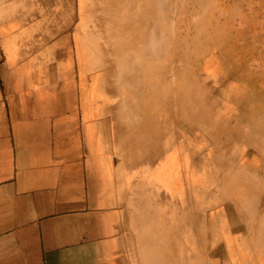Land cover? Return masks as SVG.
Instances as JSON below:
<instances>
[{
  "label": "bare ground",
  "instance_id": "bare-ground-1",
  "mask_svg": "<svg viewBox=\"0 0 264 264\" xmlns=\"http://www.w3.org/2000/svg\"><path fill=\"white\" fill-rule=\"evenodd\" d=\"M240 10V0H0V21H29L37 41L46 21L61 43L49 85L62 73L101 179L126 183L118 199L132 264H264V112L253 98L241 117L243 88L225 69ZM209 198L230 208L232 244L220 236L203 261L194 246L212 224Z\"/></svg>",
  "mask_w": 264,
  "mask_h": 264
},
{
  "label": "crops",
  "instance_id": "crops-1",
  "mask_svg": "<svg viewBox=\"0 0 264 264\" xmlns=\"http://www.w3.org/2000/svg\"><path fill=\"white\" fill-rule=\"evenodd\" d=\"M49 26L37 41L29 21H0V264H132L118 199L126 183L101 179L62 73L49 85Z\"/></svg>",
  "mask_w": 264,
  "mask_h": 264
},
{
  "label": "rangeland",
  "instance_id": "rangeland-1",
  "mask_svg": "<svg viewBox=\"0 0 264 264\" xmlns=\"http://www.w3.org/2000/svg\"><path fill=\"white\" fill-rule=\"evenodd\" d=\"M251 4L252 3L250 0H240L241 10L240 14H238V17L236 18V27H239L238 29L240 33H236L237 35H232L231 42H229V44L226 46L227 52L225 69H227L228 67L226 73L230 78H232V75L235 74L237 81L242 85L241 89L243 88V91L241 92L242 95L239 96V99H241L240 102L242 104L240 108V114L243 118H245L249 110V99H256L255 103L257 102L256 105L258 106V109L261 112H264V0L257 1V4L254 6V21L249 18V16L251 17ZM257 29L259 31H257ZM255 31H257V37L254 44L255 48L252 49L250 40L252 33ZM76 107H78V110L80 111L79 113L82 116V108L79 104ZM239 158L243 163H247L250 160L249 166L251 167L249 168L251 170L252 168H255L256 165L259 166L258 170L261 169V163H259V160L261 159L260 157H257L256 165L252 163V160L250 159L251 157L249 158L247 153L244 151H242V153L239 155ZM258 158L260 159L258 160ZM253 159L255 160L254 157ZM244 185L246 184L244 183ZM251 192H253V190H251ZM210 197L212 198V196ZM209 203V208H207L204 213L206 214V216L207 214H209V218L207 220H210V223H212L211 227L210 229H208V232L205 233L204 238H202V235L200 237H196L195 246L197 247L194 246L196 254L198 253L197 258L200 260L202 259L201 255H203L202 252L205 246L208 247L209 245V248L211 250H216L218 248L220 236H225V239H223L224 241L222 243L226 246V248H228V246L232 244L231 232L229 231V227L232 222V213L230 211V208L227 207L229 210L227 208H225V210H217V208L219 207L217 206L216 201L214 199L210 200V198ZM119 205L120 208H122V205ZM239 230L240 233L237 234L238 238L236 244L239 247V250L234 254L237 255V260L241 256H244L246 254V243L245 240L241 238V234H243L242 227L239 228ZM186 239V244L193 247V244L191 242L192 238L189 237V232H187Z\"/></svg>",
  "mask_w": 264,
  "mask_h": 264
}]
</instances>
